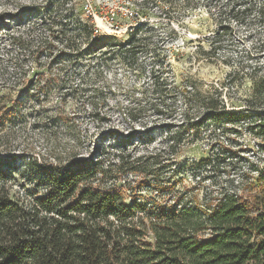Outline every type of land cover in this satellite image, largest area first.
I'll list each match as a JSON object with an SVG mask.
<instances>
[{"label":"rangeland","instance_id":"374dc122","mask_svg":"<svg viewBox=\"0 0 264 264\" xmlns=\"http://www.w3.org/2000/svg\"><path fill=\"white\" fill-rule=\"evenodd\" d=\"M195 93L245 117L216 122ZM262 116L264 0H0V161L19 183L76 158L112 170L128 203L159 201L154 181L174 185L166 204L200 197L236 176L221 170L230 152L258 160Z\"/></svg>","mask_w":264,"mask_h":264},{"label":"trees","instance_id":"16d2710c","mask_svg":"<svg viewBox=\"0 0 264 264\" xmlns=\"http://www.w3.org/2000/svg\"><path fill=\"white\" fill-rule=\"evenodd\" d=\"M136 34L127 35L126 52L135 48ZM166 90L152 107L164 105ZM195 96L216 122L245 117L219 109L210 95ZM248 132L258 143L256 162L230 152L217 170L236 176L200 197L199 189L181 190L170 205L163 196L173 184L147 186L161 192L159 201L139 190L128 203L124 188L108 183L112 170L76 158L59 166L35 163L27 176L17 174L21 183L0 161V264H264V116ZM137 162L126 166L128 173L147 176L148 166Z\"/></svg>","mask_w":264,"mask_h":264}]
</instances>
